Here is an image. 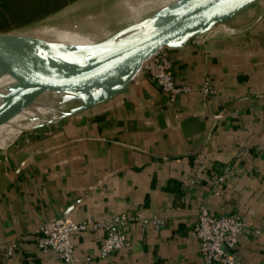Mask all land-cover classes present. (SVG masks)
I'll use <instances>...</instances> for the list:
<instances>
[{"label":"crops","instance_id":"1","mask_svg":"<svg viewBox=\"0 0 264 264\" xmlns=\"http://www.w3.org/2000/svg\"><path fill=\"white\" fill-rule=\"evenodd\" d=\"M238 25L242 32L170 51L178 83L199 87L209 76L214 96L171 99L139 73L111 100L0 148V244L21 246L3 264H65L32 237L63 214L79 222L122 214L166 221L145 230L128 221L131 246L106 258L100 232L76 235V254L93 257L88 264H206L192 234L201 205L239 213L248 226L238 258L264 264V12ZM229 163L216 195L211 180Z\"/></svg>","mask_w":264,"mask_h":264},{"label":"water","instance_id":"2","mask_svg":"<svg viewBox=\"0 0 264 264\" xmlns=\"http://www.w3.org/2000/svg\"><path fill=\"white\" fill-rule=\"evenodd\" d=\"M258 10L264 12V0H173L89 44L0 31V76H13L0 88V126L27 112L11 123L13 143L58 124L123 93L159 50L242 32L239 22Z\"/></svg>","mask_w":264,"mask_h":264},{"label":"built area","instance_id":"3","mask_svg":"<svg viewBox=\"0 0 264 264\" xmlns=\"http://www.w3.org/2000/svg\"><path fill=\"white\" fill-rule=\"evenodd\" d=\"M192 41L199 42L200 38ZM140 73L146 75L150 81L157 84L171 99L180 94L196 93L205 98L214 96L217 92L211 77H206L199 87L178 83L175 75V65L170 56V50L161 49L141 68ZM205 161L199 158L197 166H204ZM233 165L222 166L211 180L210 186L216 195H220L221 188L232 172ZM191 182L198 180L190 176ZM137 220L147 229L150 224L159 229L166 221L159 217L147 219L134 214H122L114 218H89L86 221H76L69 215L59 217L53 221H46L32 234L39 249L44 253H51L62 259L65 264H88L93 260L91 255L80 257L76 254L74 237L86 232H100V257L106 258L112 254L125 252L131 241L126 232V223ZM247 222L237 212L223 215L213 214L207 206L201 205L192 234L199 241L200 253L206 264H242L237 255V246L247 229ZM258 233V231H257ZM20 240H12L8 244H0V259L10 260L20 252Z\"/></svg>","mask_w":264,"mask_h":264},{"label":"bare ground","instance_id":"4","mask_svg":"<svg viewBox=\"0 0 264 264\" xmlns=\"http://www.w3.org/2000/svg\"><path fill=\"white\" fill-rule=\"evenodd\" d=\"M171 1L173 0H134L119 4L118 0H77L14 33L69 43H94ZM226 31L231 32L230 29ZM12 80L13 76H0V88ZM26 114L27 112L20 114L11 123L20 121ZM11 123L0 126V148H6L17 135V130ZM36 123L37 121H33L28 125Z\"/></svg>","mask_w":264,"mask_h":264},{"label":"rangeland","instance_id":"5","mask_svg":"<svg viewBox=\"0 0 264 264\" xmlns=\"http://www.w3.org/2000/svg\"><path fill=\"white\" fill-rule=\"evenodd\" d=\"M76 1L0 0V31H13L26 28ZM132 1L134 0H118V3L122 4L125 2L127 4ZM95 19L98 18L95 17Z\"/></svg>","mask_w":264,"mask_h":264},{"label":"trees","instance_id":"6","mask_svg":"<svg viewBox=\"0 0 264 264\" xmlns=\"http://www.w3.org/2000/svg\"><path fill=\"white\" fill-rule=\"evenodd\" d=\"M0 264H3L2 260L0 259Z\"/></svg>","mask_w":264,"mask_h":264}]
</instances>
